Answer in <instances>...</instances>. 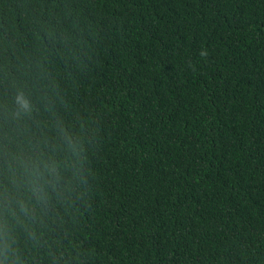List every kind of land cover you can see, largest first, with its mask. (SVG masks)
Segmentation results:
<instances>
[{
    "label": "trees",
    "instance_id": "1",
    "mask_svg": "<svg viewBox=\"0 0 264 264\" xmlns=\"http://www.w3.org/2000/svg\"><path fill=\"white\" fill-rule=\"evenodd\" d=\"M0 264H264V0H0Z\"/></svg>",
    "mask_w": 264,
    "mask_h": 264
},
{
    "label": "clouds",
    "instance_id": "2",
    "mask_svg": "<svg viewBox=\"0 0 264 264\" xmlns=\"http://www.w3.org/2000/svg\"><path fill=\"white\" fill-rule=\"evenodd\" d=\"M17 103L19 104V106L22 108V109H25L27 110L29 108V104L26 100L23 99L22 96H18L17 97Z\"/></svg>",
    "mask_w": 264,
    "mask_h": 264
}]
</instances>
